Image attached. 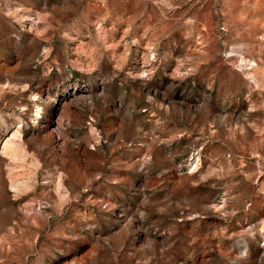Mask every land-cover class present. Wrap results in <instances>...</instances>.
I'll return each mask as SVG.
<instances>
[{
  "label": "rangeland",
  "instance_id": "1",
  "mask_svg": "<svg viewBox=\"0 0 264 264\" xmlns=\"http://www.w3.org/2000/svg\"><path fill=\"white\" fill-rule=\"evenodd\" d=\"M0 185V264H264V0H0Z\"/></svg>",
  "mask_w": 264,
  "mask_h": 264
},
{
  "label": "bare ground",
  "instance_id": "2",
  "mask_svg": "<svg viewBox=\"0 0 264 264\" xmlns=\"http://www.w3.org/2000/svg\"><path fill=\"white\" fill-rule=\"evenodd\" d=\"M80 88H78L77 86L72 87L71 90H67L65 92V94L62 95H58L57 97H55L54 99L57 100L60 104H62L63 107H65L66 105H68L72 99L74 97H76L75 95L78 93ZM91 85H87L85 86L83 89H81L79 96H83L85 98V102H89V103H93V97L91 94ZM51 95L48 94V97H50ZM60 118V117H59ZM57 128L59 129V131L62 130V126L58 121L57 124ZM16 131H13L12 134L6 138L4 140V144H3V149L6 153H8L11 158L14 161V173L13 175L15 176L14 179H12V183H14L15 185H13L14 189L17 190V186L20 185L19 183V179H21V175L24 174V172H22V170H19V162L21 161V159L23 158V151H22V145L21 143L17 140V134L15 133ZM10 137H13V139H9ZM1 186V185H0ZM2 192V191H1ZM261 232L264 235V227H261Z\"/></svg>",
  "mask_w": 264,
  "mask_h": 264
}]
</instances>
